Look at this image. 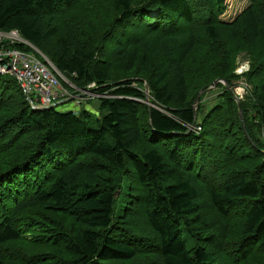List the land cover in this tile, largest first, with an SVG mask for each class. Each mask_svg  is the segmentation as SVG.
Masks as SVG:
<instances>
[{
  "label": "trees",
  "instance_id": "trees-1",
  "mask_svg": "<svg viewBox=\"0 0 264 264\" xmlns=\"http://www.w3.org/2000/svg\"><path fill=\"white\" fill-rule=\"evenodd\" d=\"M249 2L223 23L225 0H0V33L99 100L94 123L33 110L0 74V264H264V0ZM240 54L244 129L220 83L193 110L215 80L231 89Z\"/></svg>",
  "mask_w": 264,
  "mask_h": 264
},
{
  "label": "built area",
  "instance_id": "built-area-1",
  "mask_svg": "<svg viewBox=\"0 0 264 264\" xmlns=\"http://www.w3.org/2000/svg\"><path fill=\"white\" fill-rule=\"evenodd\" d=\"M0 43V74L14 77L31 109L45 108L70 97V92L62 86V81L65 83L68 81L16 31L0 33ZM15 44L31 47L36 53L11 47ZM244 72V68L238 70L240 75ZM93 86L91 84L88 88ZM242 91V89H235L233 95L242 100ZM79 93L82 95L80 98H82L91 92L79 91Z\"/></svg>",
  "mask_w": 264,
  "mask_h": 264
},
{
  "label": "rangeland",
  "instance_id": "rangeland-1",
  "mask_svg": "<svg viewBox=\"0 0 264 264\" xmlns=\"http://www.w3.org/2000/svg\"><path fill=\"white\" fill-rule=\"evenodd\" d=\"M249 4H250L249 0H225V7L226 8H225V11L219 17L220 22H223V23H231V22H233L235 20V18L243 10H245L249 6ZM240 68H244V70H245V72L242 75H240L238 73V70ZM249 69H250L249 60L247 59V57L244 54H240L236 58V61H235V67H234V70H233V74H234L235 78L232 81V87H231L230 90L234 91V93H235V89H242L243 90L242 91V95H243L242 100L244 99V96L247 95L250 92V86L248 85V82H247L246 77H245V74L249 71ZM11 77H13V76H11ZM64 85H69V87H70L69 88L67 86V88H68V90L70 92V97L69 98H71V100L66 102V103H63V104H58L56 106L57 110L60 111V112H68V111L77 112V111H79L81 109H86L88 112H90V115H91L90 123L96 122V120L98 118L97 111H98V107H99V100L96 98V96H93L92 92L90 91L91 93L87 94V96H83L82 98H77L76 96L79 95L80 93L74 87V85L71 84L70 81L66 82V83L64 82V84L62 86L64 87ZM87 87H89V86H87ZM92 88H88V90H90ZM214 89L215 88L207 91V93L212 92V93L207 94V96H206V98L208 99L209 102H211L212 99L215 98L213 96L216 95L217 92L219 91L217 89H215V90ZM73 91L74 92L77 91L78 93H76V95H75L73 93ZM68 99H66V100H68ZM242 100H239V102L242 101ZM60 102H62V101H60ZM191 246L193 247V245L190 244L188 246V248H190Z\"/></svg>",
  "mask_w": 264,
  "mask_h": 264
},
{
  "label": "water",
  "instance_id": "water-1",
  "mask_svg": "<svg viewBox=\"0 0 264 264\" xmlns=\"http://www.w3.org/2000/svg\"><path fill=\"white\" fill-rule=\"evenodd\" d=\"M218 83L224 85V86L226 87V89L230 90L229 86H228L224 81H222V80H215V81L210 85V87H209L208 89H206L205 91H200V92L198 93V95H197V97H196V99H195V101H194V104H193V110H194V112H195V109H196V105H197V101H198L199 96H200L201 94H203V93H205V92H207V91H209V90L215 88L216 85H217ZM144 92H145V95H146V100H148V88H147L146 85H145V90H144ZM81 96H82V95L79 94V95H77L76 97L80 98ZM234 99H235V101H236V103H237V105H238V111H239V118H240L241 127L244 129V121H243V116H242L241 109H240V102H239V100H238L235 96H234ZM70 100H71V98H69L68 100H64V101H62V102L55 103V104L50 105V106L45 107V108H40V109L53 108V107L57 106L58 104H63V103H66V102H68V101H70ZM146 103H147V102H146Z\"/></svg>",
  "mask_w": 264,
  "mask_h": 264
}]
</instances>
